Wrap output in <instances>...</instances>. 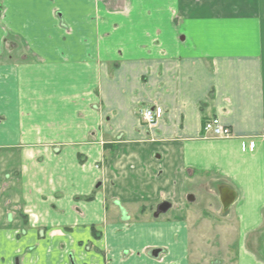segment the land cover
<instances>
[{"label": "crops", "instance_id": "obj_1", "mask_svg": "<svg viewBox=\"0 0 264 264\" xmlns=\"http://www.w3.org/2000/svg\"><path fill=\"white\" fill-rule=\"evenodd\" d=\"M0 5V264H202L210 195L264 264V0Z\"/></svg>", "mask_w": 264, "mask_h": 264}, {"label": "rangeland", "instance_id": "obj_2", "mask_svg": "<svg viewBox=\"0 0 264 264\" xmlns=\"http://www.w3.org/2000/svg\"><path fill=\"white\" fill-rule=\"evenodd\" d=\"M219 208L217 199L210 195V198L200 200L197 210L189 216L193 231L191 254L204 260L202 264H235V232L230 231L227 224L231 222L232 225L235 218L224 214Z\"/></svg>", "mask_w": 264, "mask_h": 264}, {"label": "built area", "instance_id": "obj_3", "mask_svg": "<svg viewBox=\"0 0 264 264\" xmlns=\"http://www.w3.org/2000/svg\"><path fill=\"white\" fill-rule=\"evenodd\" d=\"M161 108H147L141 112L142 122L149 128H154L158 125L163 117ZM204 134L210 139H231L233 138L232 130L222 125L219 119L207 120L204 124Z\"/></svg>", "mask_w": 264, "mask_h": 264}, {"label": "water", "instance_id": "obj_4", "mask_svg": "<svg viewBox=\"0 0 264 264\" xmlns=\"http://www.w3.org/2000/svg\"><path fill=\"white\" fill-rule=\"evenodd\" d=\"M1 5H0V15H1ZM171 208V205L169 203H163L158 208V213H166Z\"/></svg>", "mask_w": 264, "mask_h": 264}, {"label": "flooded vegetation", "instance_id": "obj_5", "mask_svg": "<svg viewBox=\"0 0 264 264\" xmlns=\"http://www.w3.org/2000/svg\"><path fill=\"white\" fill-rule=\"evenodd\" d=\"M163 203H169V202H163ZM163 203H162V204H163ZM169 204L171 205V208H172V204H171V203H169ZM160 205H161V204H160ZM160 205H159V206H160ZM159 206H158V208H159ZM158 208H157V210H156V213L154 214V217H155V218H159L161 215H165V214H167V213L170 211V209H171V208H170L166 213L162 214V213H158Z\"/></svg>", "mask_w": 264, "mask_h": 264}]
</instances>
